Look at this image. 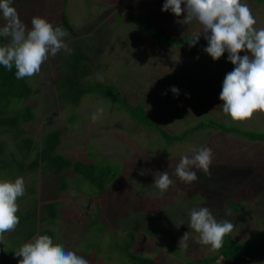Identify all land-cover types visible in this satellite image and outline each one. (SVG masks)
<instances>
[{
  "label": "rangeland",
  "instance_id": "374dc122",
  "mask_svg": "<svg viewBox=\"0 0 264 264\" xmlns=\"http://www.w3.org/2000/svg\"><path fill=\"white\" fill-rule=\"evenodd\" d=\"M241 2L251 9L255 27L264 28V1ZM164 3L13 0L12 6L28 27L33 17L55 26L66 13L79 38L65 29V42L71 48L72 43L82 40L94 63L91 78L119 86L124 99L134 106L142 104L171 134L207 117L263 131L264 113L235 122L222 111L219 95L225 75L231 72L227 66L208 57L160 47L147 34L139 33L136 14L151 15L168 32L182 38L202 32L196 21L185 25L183 13L177 17L170 10L161 11ZM199 41L207 45L203 35ZM5 42L0 37V44ZM67 55L63 51L55 57L49 55L35 79L28 78L41 87L30 99L32 121H24L19 112L23 100L9 103L7 112L2 110V117L16 116L17 121L10 125L0 122V180L23 177L26 192L17 200L19 225L0 241V264H18L22 257L15 252L39 235L50 236L89 264H136L129 253L162 264H191L196 257L218 252L199 243V234L189 226V211L199 207H207L217 221L232 222L234 238L248 242L259 239L264 230V141L205 129L167 143L155 129L133 121L117 106L111 110L107 101L94 94L83 96L75 108L56 102L55 74L67 72ZM173 73L182 77L173 79ZM172 87L178 89V95ZM63 126L67 129L61 132L56 152L104 169L100 183L92 181L95 174L86 177L68 168L55 176L46 160L43 164V135ZM27 136L32 141L28 149L23 140ZM205 147L213 152L211 175L194 168L197 181H180L174 173L181 157H191ZM165 171L175 184L161 195L154 182ZM234 196L243 200L245 213L229 210L226 201ZM97 205L99 216H95ZM180 219L184 224L177 228ZM185 232L189 233L187 248L179 246Z\"/></svg>",
  "mask_w": 264,
  "mask_h": 264
},
{
  "label": "clouds",
  "instance_id": "9594fccd",
  "mask_svg": "<svg viewBox=\"0 0 264 264\" xmlns=\"http://www.w3.org/2000/svg\"><path fill=\"white\" fill-rule=\"evenodd\" d=\"M12 4L13 0H0V19L3 20L0 37L6 41L0 44V65L9 71L14 67L17 79L39 74L49 55L55 57L61 51L72 53L65 42L68 36L65 29L54 27L41 17H33L28 27ZM169 10L177 17L183 13L185 25L196 21L202 26V32L193 34L189 47L195 46L203 35L207 41L204 51L213 61L228 53L227 59L234 68L222 83L219 95L222 111L235 122L248 121L257 112L264 113V28L255 27L257 21L249 6L241 0H165L161 11ZM241 52L245 54L239 55ZM171 91L178 95L177 88L172 87ZM92 119H96V114ZM212 159V149L207 147L197 150L191 157L182 156L174 175L184 183L198 180L194 168L210 176ZM154 184L163 195L175 181L165 171L159 173ZM25 192L23 177L14 181L0 180V241L19 225L17 200ZM189 217V226L199 234V243L212 250L222 248L224 237L234 229L230 221H217L207 207L192 208ZM183 224L180 219L175 226L179 228ZM188 240L189 233L185 232L179 246L187 248ZM15 255L22 257L18 264H89L82 256L54 243L48 235H39L24 243Z\"/></svg>",
  "mask_w": 264,
  "mask_h": 264
},
{
  "label": "trees",
  "instance_id": "16d2710c",
  "mask_svg": "<svg viewBox=\"0 0 264 264\" xmlns=\"http://www.w3.org/2000/svg\"><path fill=\"white\" fill-rule=\"evenodd\" d=\"M249 1L261 3L264 0ZM136 15L138 16L136 21L138 23L137 28L139 33L147 34L156 43V45L160 47L178 49L190 55L211 58L204 51V48H206L207 45L202 44L200 41H198L195 46L189 47V41L192 38L191 35L182 38L176 34L168 32V30L164 26L157 23L154 18L151 17V15ZM132 16L134 15L132 14ZM55 26H61L71 33L72 36H75L74 38H79L78 32L68 19L66 13L62 15L60 23ZM74 46L75 49L72 48ZM72 47V53L70 55L68 54L70 57H68L70 64L68 65L67 72L65 71L62 75L58 76L55 74L53 96L55 97L56 102L59 101L61 104L67 102L71 107L75 108L80 105L83 96L86 94H94L104 101H107L110 104L111 110L117 106L126 111L133 121L147 126L149 130L155 129L167 143L182 141L188 136L189 133L205 129L207 132H210V130H218L219 132L239 136L249 141H264V130H246L240 128L231 121L230 123H225L223 121L208 117L207 119H201L197 123L188 126L178 134H171L159 124L157 119L142 104L134 106L124 99L120 94L119 86L108 80L104 82L99 79L94 80L91 78L94 63L86 55L84 51V44L81 39L75 43H72ZM227 57L228 53H224L222 57L216 61L223 63L230 71H232L234 65L228 61ZM15 71L16 70L14 67L11 71H9L0 65V122L1 120L5 121V125L15 124L17 117L11 116L4 118L2 117V110L7 112L6 107L9 106V103L18 100L25 101V104H22V109H19V112H22L21 116H24L23 120L26 122L32 121L31 116L33 114V106L30 102V99L41 92V87L35 86L34 83L28 78L17 79L15 77ZM171 77L173 79H178L182 77V74L173 73ZM30 79L34 80L35 76L31 77ZM63 129H67V126L57 129L54 128L43 135V138L45 136V140L42 138L44 142L41 149L43 164L44 160H46V164L48 163V165L54 169L53 171L56 173L55 176L62 174V172L68 168L70 169L71 173L73 171L83 172L85 173L86 177H90L91 175L95 174L96 177H94L92 181L95 183H100V180L104 176V172H106L104 169L97 168L96 164H85L78 161L77 159L67 157L59 151L56 152L57 146L60 144V135ZM23 140L27 144L28 149L32 141L28 136L24 137ZM37 161L38 159L35 160V163H37ZM226 203L231 212H246V208L243 205V200L239 197H230L227 199ZM129 254L131 260L136 264H162L152 258H144L134 253ZM190 262L191 264L264 263V230L259 236V239L251 242L238 240L233 237V233H230L224 237L223 247L220 248L217 253L196 257Z\"/></svg>",
  "mask_w": 264,
  "mask_h": 264
},
{
  "label": "water",
  "instance_id": "95a60500",
  "mask_svg": "<svg viewBox=\"0 0 264 264\" xmlns=\"http://www.w3.org/2000/svg\"><path fill=\"white\" fill-rule=\"evenodd\" d=\"M100 215V210H99V206L97 205L96 206V213H95V216H99Z\"/></svg>",
  "mask_w": 264,
  "mask_h": 264
}]
</instances>
